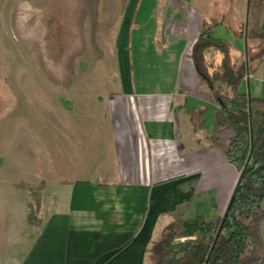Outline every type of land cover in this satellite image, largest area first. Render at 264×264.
<instances>
[{"label":"crops","instance_id":"0c3cea01","mask_svg":"<svg viewBox=\"0 0 264 264\" xmlns=\"http://www.w3.org/2000/svg\"><path fill=\"white\" fill-rule=\"evenodd\" d=\"M200 7L126 0L114 44L120 85L106 103L111 148L97 162L113 178L43 179L35 224L27 212L26 227L0 214V264H151L165 229L181 242L199 233L197 217L224 214L239 173L225 156L233 131L215 129L217 104L191 59L206 25ZM222 26L213 36L240 57ZM259 70L240 92L255 75L262 82Z\"/></svg>","mask_w":264,"mask_h":264},{"label":"rangeland","instance_id":"374dc122","mask_svg":"<svg viewBox=\"0 0 264 264\" xmlns=\"http://www.w3.org/2000/svg\"><path fill=\"white\" fill-rule=\"evenodd\" d=\"M195 1L206 25L221 23L244 48L233 41L246 13L256 17L247 0ZM125 2L0 0V214L13 226L26 227L30 208L38 218L43 179L113 178L97 162L111 148L106 103L120 85L114 44ZM244 89L264 96L256 75ZM175 232L166 236L179 242Z\"/></svg>","mask_w":264,"mask_h":264},{"label":"trees","instance_id":"16d2710c","mask_svg":"<svg viewBox=\"0 0 264 264\" xmlns=\"http://www.w3.org/2000/svg\"><path fill=\"white\" fill-rule=\"evenodd\" d=\"M248 7L255 8L256 17L249 16L246 32L245 25L239 31L244 51L235 61L229 43L213 36L218 22L201 29L191 51L195 69L218 107L215 129L233 131L225 156L239 175L230 201L220 217H197L200 230L194 238L174 242L165 229L149 248L151 264H264V96L239 91L243 78L259 69L264 84V0H248ZM35 216L30 208L29 225L37 222Z\"/></svg>","mask_w":264,"mask_h":264},{"label":"water","instance_id":"95a60500","mask_svg":"<svg viewBox=\"0 0 264 264\" xmlns=\"http://www.w3.org/2000/svg\"><path fill=\"white\" fill-rule=\"evenodd\" d=\"M247 12H248V0H247ZM246 27H247V13H246V22H245V32H246Z\"/></svg>","mask_w":264,"mask_h":264},{"label":"built area","instance_id":"2783aa9c","mask_svg":"<svg viewBox=\"0 0 264 264\" xmlns=\"http://www.w3.org/2000/svg\"><path fill=\"white\" fill-rule=\"evenodd\" d=\"M247 77V76H246Z\"/></svg>","mask_w":264,"mask_h":264}]
</instances>
